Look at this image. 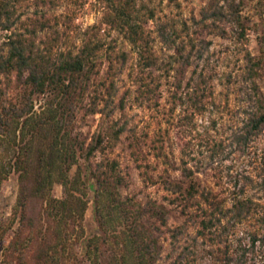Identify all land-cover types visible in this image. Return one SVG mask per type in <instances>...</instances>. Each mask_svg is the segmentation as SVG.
I'll use <instances>...</instances> for the list:
<instances>
[{
  "label": "trees",
  "instance_id": "trees-1",
  "mask_svg": "<svg viewBox=\"0 0 264 264\" xmlns=\"http://www.w3.org/2000/svg\"><path fill=\"white\" fill-rule=\"evenodd\" d=\"M26 1L0 0V31L5 32L0 41V186L10 174L17 183L10 225L0 229V264H157L162 249L159 237L166 232L174 249L186 222L194 226L195 236L213 241L227 231L228 222H239L246 201L234 193L225 206L223 199L192 181L194 170L181 159L180 173L188 183L167 179L158 183L164 191L162 199L178 207L185 222L165 227L168 208L152 199L138 203L123 197L118 162L106 154L124 130L122 125L115 127L113 112L122 111L130 94L134 102H150L160 84L159 76L143 71L156 65L152 34L174 45L169 62L177 64L170 82L172 107L184 106L191 115L201 113L212 92L210 75L192 69L180 94L181 75L191 60L204 61L210 42L200 31L224 36L226 29L220 23H225L236 39H244L242 0H212L198 19L192 18V26L171 21L152 29L147 27V21L154 19L152 0H101V23L129 44L141 71L131 80L132 88L117 100L115 76L126 53L115 49V38L105 42L98 34L100 28L91 25L78 42L62 43L56 16L40 8L51 1L34 0L30 12ZM166 3L179 7L178 0ZM100 57L107 66L98 78ZM242 58L244 80L257 103L242 122L238 138L246 141L264 129V99L258 96L257 84L264 55L245 50ZM114 62L118 68L114 69ZM36 99H42L37 110L33 109ZM79 112L98 113L107 125L90 137L73 131ZM96 154L101 156L90 165ZM89 179L94 184L92 210L100 233L84 238L81 220ZM54 184L61 188L60 197L51 193ZM193 259L183 248L167 264H192Z\"/></svg>",
  "mask_w": 264,
  "mask_h": 264
},
{
  "label": "rangeland",
  "instance_id": "rangeland-1",
  "mask_svg": "<svg viewBox=\"0 0 264 264\" xmlns=\"http://www.w3.org/2000/svg\"><path fill=\"white\" fill-rule=\"evenodd\" d=\"M33 1H26L29 12L34 9ZM50 1L40 8L51 16H56V28L63 31L60 42H78L82 31L91 25L100 28L98 34L102 35L105 42L115 38V49L126 53L121 70L115 76V100L126 88H132L131 80L135 73L137 76L141 74L136 66L135 53L126 41L114 31H107V27L101 23L102 1ZM211 1L178 0L179 7H175L167 4L166 0H152L154 19L147 21V27L152 29L158 23L171 21L177 26L181 21L192 26V18L198 19L200 11ZM240 8L245 27L244 39H236L225 23H220L226 29L224 36L200 31L199 35L210 42L203 53L204 61L191 60L181 75V87L178 90L180 94H183V84L192 69L202 70L204 75H210L208 83L212 92L201 113L191 115L184 106L172 107L170 82L177 64L169 62L174 45L162 42L154 32L152 52L156 65L143 71L149 72L153 77L159 76L160 84L150 102H134L133 95L130 94L122 111L115 110L112 115L116 120L115 127H124L106 154L118 162L119 172L124 180L119 192L123 197H130L138 203L150 199L163 203L168 208L164 216L165 227L172 229L185 222V216L180 213L179 208L162 199L164 191L158 183L160 179L176 181L184 186L188 183V179L183 178L180 173L181 159L185 161L186 167L194 170L192 181L223 199L225 206L230 205L234 193L246 201L247 207L242 219L239 222H228L227 231L216 237L215 241L195 236V228L189 222L183 225V233L179 235L174 249L169 243L168 232L165 236H160L162 249L157 264H167L183 248L194 258L192 264H264V129L246 141L238 138L242 122L257 105L248 82L244 80L242 55L245 50L254 56L264 55V0H242ZM4 34V31H0V41ZM106 66L107 62L100 57L98 78L104 76ZM113 67L118 68V63L114 62ZM166 72L168 77H164ZM257 84L258 96L264 99V64ZM8 93L14 96V91L10 90ZM41 103L42 99L34 100L33 109L37 110ZM185 114L187 117L182 120ZM105 125L107 123L98 113L85 115L79 112L73 131L90 137ZM100 156L96 154L91 158L90 165ZM74 169L75 165L71 172ZM88 184V203L81 220L84 238L100 233L92 210L93 180L89 179ZM16 186L13 174L0 186V229H6L10 225ZM51 193L60 197V186L54 184ZM16 225H11V229ZM78 251L80 255L83 252L81 242Z\"/></svg>",
  "mask_w": 264,
  "mask_h": 264
}]
</instances>
